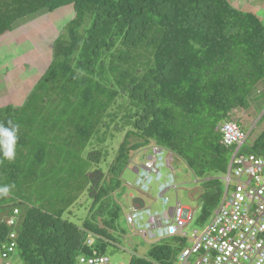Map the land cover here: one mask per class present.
<instances>
[{
    "label": "trees",
    "instance_id": "1",
    "mask_svg": "<svg viewBox=\"0 0 264 264\" xmlns=\"http://www.w3.org/2000/svg\"><path fill=\"white\" fill-rule=\"evenodd\" d=\"M233 1L0 0V39L25 18L72 10L58 21L45 70L18 105L0 107V122L20 125L15 158H0V186H12L0 196V243L14 234L12 256H105L122 172L134 152L146 158L154 147L204 179L199 222L214 214L235 150L220 124L264 84V22ZM240 152L264 157V129ZM85 195L78 225L71 208ZM183 240L172 238L175 251ZM172 244L129 264H172Z\"/></svg>",
    "mask_w": 264,
    "mask_h": 264
},
{
    "label": "built area",
    "instance_id": "2",
    "mask_svg": "<svg viewBox=\"0 0 264 264\" xmlns=\"http://www.w3.org/2000/svg\"><path fill=\"white\" fill-rule=\"evenodd\" d=\"M219 131L223 145L235 148L224 179L225 193L212 221L200 236L196 231L191 234V248L181 250L172 264H264V157L239 153L248 134L236 122H223ZM137 168L134 188L147 196L152 185H157L163 211L152 214L145 207L132 208L125 215L128 226L146 241L185 237L184 229L192 213L179 203L166 208L169 201L164 194L176 188L164 151L154 147L151 156ZM3 222L11 226L15 218H5ZM9 239L0 243V264H10L9 258L15 252L14 234ZM80 264L112 263L106 256H97L81 258Z\"/></svg>",
    "mask_w": 264,
    "mask_h": 264
},
{
    "label": "rangeland",
    "instance_id": "3",
    "mask_svg": "<svg viewBox=\"0 0 264 264\" xmlns=\"http://www.w3.org/2000/svg\"><path fill=\"white\" fill-rule=\"evenodd\" d=\"M247 1V4H255L254 0ZM236 2L240 3L239 5L244 10H252L253 13L258 14L264 22V10L263 12H256L248 6H244V0H234L232 4ZM71 12V8H64L52 16L47 15L38 19L35 18L36 16L25 18L17 23L11 33L0 39V89L5 92L7 90L5 96L1 95L0 90V106L8 103L18 105L24 98L48 64L51 45L49 42L52 41L53 43L61 29L58 27V21L59 24L63 22L65 24L71 16ZM56 28L59 30L56 31ZM55 32L57 33L55 34ZM230 117L234 119L242 131L248 134L244 146L245 148L250 147L253 139L264 129V89H261L260 94L254 91L249 98H246L244 109L232 112ZM243 154L247 155L246 153ZM165 155L166 158L170 157L168 152ZM172 158L170 168L173 170L176 189L165 192L164 197L169 201L166 208H174L179 203L192 213V220L184 229L185 237H183L184 240L181 245L183 248L179 250L181 251L191 248V234L196 231L197 236H200L212 221L213 214L206 221L199 222L202 208L200 196L203 194L202 181L204 179L195 177L180 159ZM145 161L142 152L137 151L131 155L121 175V187L111 198V201L117 205L120 211L111 231L108 233L111 235L112 243L108 245L104 254L112 264H129L131 258L143 257L146 259L147 254L154 246L172 244L169 239L146 241L128 226L125 220V215L129 213L132 207V201L136 199H143L145 208L150 210L152 214L163 211V206L158 199L157 185H152L147 196L141 195L134 188L137 176L133 168L136 165H142ZM165 172L167 173L168 170ZM221 190L224 194V182L221 183ZM89 206L88 197L86 195L81 196L71 208L72 215L79 216L72 218V221L78 225L81 224L82 218L88 214ZM171 248L174 252L175 245ZM179 251H175L176 257L179 256ZM9 262L10 264H22L18 260L17 254L11 256Z\"/></svg>",
    "mask_w": 264,
    "mask_h": 264
},
{
    "label": "clouds",
    "instance_id": "4",
    "mask_svg": "<svg viewBox=\"0 0 264 264\" xmlns=\"http://www.w3.org/2000/svg\"><path fill=\"white\" fill-rule=\"evenodd\" d=\"M232 112L234 113V111H232ZM232 112L230 113L229 116H231ZM231 121H234V119L231 118ZM19 132H20V125L18 123H14L11 120H9L7 122V124H5L4 122H0V158L6 159L9 161H11L15 158L16 146H17V142L19 139ZM147 157L148 156H146V158ZM231 159H232V156H231ZM166 160H167V158H166ZM228 167H229V165H228ZM165 170H168V169H165ZM11 187H12L11 185L0 186V196H7L11 191ZM143 207H145V204H143ZM132 208L141 209L140 207L139 208L138 207H131V209ZM217 259L219 260V258H217Z\"/></svg>",
    "mask_w": 264,
    "mask_h": 264
},
{
    "label": "crops",
    "instance_id": "5",
    "mask_svg": "<svg viewBox=\"0 0 264 264\" xmlns=\"http://www.w3.org/2000/svg\"><path fill=\"white\" fill-rule=\"evenodd\" d=\"M236 1V0H235ZM244 6H248L249 8H251V9H253L254 11H256V12H263V10H264V0H254V2H255V4H247V0H244ZM253 2V3H254ZM236 4H237V2H236ZM246 8V7H245ZM264 85V84H263ZM5 88H6V82H5ZM264 89V88H263ZM1 90V95L2 96H5V93L7 92V90H6V92L3 90V89H0ZM4 106V105H3ZM1 107V106H0ZM167 161H168V165H169V167H170V165H171V163H172V161L173 160H171V158L169 157V158H167ZM171 169V168H170ZM172 170V169H171ZM133 171H134V173L136 174V168L134 167L133 168ZM172 172H173V170H172ZM144 200L143 199H136V200H133L132 201V207H142L141 206V204H144V202H143ZM177 238V237H176ZM164 240V239H163ZM170 240H172V238H170ZM179 253H180V251H179ZM178 253V254H179Z\"/></svg>",
    "mask_w": 264,
    "mask_h": 264
},
{
    "label": "water",
    "instance_id": "6",
    "mask_svg": "<svg viewBox=\"0 0 264 264\" xmlns=\"http://www.w3.org/2000/svg\"><path fill=\"white\" fill-rule=\"evenodd\" d=\"M231 161H232V159H231ZM231 161H230V163H229V167H228V169H230ZM141 206L143 207V204H141ZM142 207H140V208H142Z\"/></svg>",
    "mask_w": 264,
    "mask_h": 264
},
{
    "label": "bare ground",
    "instance_id": "7",
    "mask_svg": "<svg viewBox=\"0 0 264 264\" xmlns=\"http://www.w3.org/2000/svg\"><path fill=\"white\" fill-rule=\"evenodd\" d=\"M239 152H240V150H239ZM241 153V152H240ZM244 155V154H243ZM248 155V154H247ZM251 155H254V154H251ZM254 156H256V155H254ZM174 257V256H173ZM178 257V256H177ZM171 261V260H170Z\"/></svg>",
    "mask_w": 264,
    "mask_h": 264
}]
</instances>
